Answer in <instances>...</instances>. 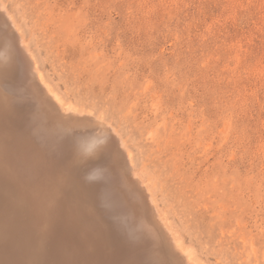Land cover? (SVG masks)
Masks as SVG:
<instances>
[{"label": "rangeland", "instance_id": "obj_1", "mask_svg": "<svg viewBox=\"0 0 264 264\" xmlns=\"http://www.w3.org/2000/svg\"><path fill=\"white\" fill-rule=\"evenodd\" d=\"M2 1L50 88L122 135L154 193L153 219L205 264H264V0ZM80 155L31 206L35 233L47 240L64 221L115 254L106 215L79 194ZM13 199L0 202L4 223L18 218Z\"/></svg>", "mask_w": 264, "mask_h": 264}, {"label": "bare ground", "instance_id": "obj_2", "mask_svg": "<svg viewBox=\"0 0 264 264\" xmlns=\"http://www.w3.org/2000/svg\"><path fill=\"white\" fill-rule=\"evenodd\" d=\"M44 78L23 29L0 0V85L9 99L6 103H10L7 127L1 124L6 128L8 150L0 153V202H6L8 195L14 198L11 207L18 216L4 223L7 210H0V264H205L167 227L168 222L161 223L162 229L153 219L150 211L155 208L154 193L143 184L146 179L142 181L139 174V178L134 174L136 164L122 135L100 115L94 119L90 112H74ZM77 154L86 160L81 170L72 169L78 171V183L84 187L79 194L92 196L103 210L105 230L112 234L109 237L117 248L115 254L106 255L95 240L83 236L85 233H74V226L71 229L64 221L55 233L44 235L47 240L35 233L31 206L40 200L59 167L72 168L70 161Z\"/></svg>", "mask_w": 264, "mask_h": 264}]
</instances>
